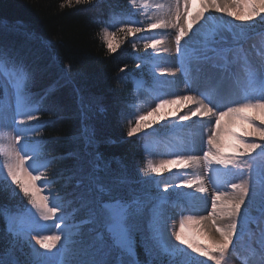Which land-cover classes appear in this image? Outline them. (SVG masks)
Masks as SVG:
<instances>
[{
	"label": "snow or ice",
	"instance_id": "1",
	"mask_svg": "<svg viewBox=\"0 0 264 264\" xmlns=\"http://www.w3.org/2000/svg\"><path fill=\"white\" fill-rule=\"evenodd\" d=\"M81 2L82 0H76L77 4ZM131 2L134 3L135 0H131ZM190 2L191 0H184L185 20L183 23L180 22L179 10L176 13L174 27L178 29L175 34L177 53L181 57H185L192 36L197 35L199 28L208 24V18L215 10V12L226 14L234 19L227 21L224 25H217L216 28L209 29L205 33L202 42L203 58L210 60L213 57H219L224 61V64L218 66L227 70L230 63L229 53H234L236 58H239L240 54L234 52L230 46L221 47V45H227L228 42L223 38L220 40L215 38L216 29L227 28L231 31L233 27H236L235 21H240L242 24L244 22L254 23L257 17L264 21V0H202L200 9L194 15L188 12ZM64 3L71 5L72 0H64ZM63 6L62 4L61 7ZM202 21L203 23H201ZM197 25L199 27L194 29V26ZM166 26L164 20L147 25L149 29H162ZM121 30L129 34L141 31L140 28L129 26H122ZM190 33L192 36L189 35ZM109 35V33H105L107 47L111 52H115L119 45H114L108 39ZM185 37L188 39L185 40ZM161 43L160 40H153L151 47L156 49L157 45ZM148 46L145 44L146 48ZM209 53L212 55H208ZM6 65H10L8 74L14 78L11 87L17 103L15 112L11 114H8L0 104V130L11 127L15 133L11 139L0 134V155L4 158V162L0 164V175L6 174L5 178L19 189V192L27 198L28 203L35 210L27 216L13 217L9 225V232L18 240L27 235L29 243L34 240L40 248L49 250L40 252L33 246L31 257L23 264H52L51 250L56 248L57 242L62 239L68 241L73 235L80 237L78 241L74 242L79 245V249L70 250L66 245H62L65 248V254L75 256L78 252H85L91 256V259L62 258L58 264H139L136 253V236L138 234L144 236L143 245L146 254L149 257L159 255L151 241L159 242L161 240L171 217L167 215L160 203H153L154 200H159V196L152 197L149 193L135 188L134 181L128 176L118 174L108 179L101 176L100 173L110 167L107 163L93 162L91 170L86 174H81L76 187L83 188L84 191L78 195L74 194L78 207L73 208V215L83 211L84 216L69 228L66 224L69 216L62 212V208L65 206L62 203L63 198L55 193L42 194L46 189L38 185L51 181L44 178L43 173L34 174L38 173L40 168H46L48 163H51L39 155L43 141L29 139L27 135L29 131H36L35 128L29 126V122L37 120V115H33V113L39 111L38 108L25 103L28 86L34 80V73L22 60L10 56L0 47V78L4 76ZM180 67L182 73L186 71L183 60ZM159 71L165 73L168 70L161 68ZM170 75H174V73H170ZM247 83L248 90L244 91L238 99L222 98L221 101H218L207 91L201 92L203 99H197L192 95L177 97L173 100L160 97L159 102L151 111L135 117L134 126L129 127L127 131V136L132 138L145 129L168 120V117H176L180 121H189L192 117H207L209 124L214 119V127L210 129L207 136V151L203 152V160L208 165L215 163L222 166V168L214 169L216 173L223 172L225 177L223 181L217 183V188L219 189L222 183L231 191H215L211 196V208L207 216L182 217L179 221V228L173 232L175 241L178 242L174 246L175 252H187V249H191L192 253L206 257L214 264H224L226 253L229 252L230 247H234V239L238 238L247 225L252 222V218L242 208L246 205V201L253 198L252 194L255 191V180L252 177L255 176L257 168L254 163H250L252 160L250 154L256 149H260L261 154H264V145L255 142L249 143L247 138L259 137L264 141V67L250 70ZM186 86L189 91L195 90L192 88L191 81ZM177 100L187 101L192 105L186 114L177 117V112L166 114L161 112L167 105L175 104ZM204 100H207L208 103L205 104ZM221 106L226 110L217 111ZM250 113H255V116ZM18 116L22 119L17 120ZM226 116L247 122L249 128L244 129L243 135L233 131L229 125L223 123V118ZM148 117L156 118L149 121ZM257 121H260L259 126L256 124ZM225 134L234 138L235 143L226 145L223 140ZM226 146L231 148V152H225ZM195 150L189 144L182 151ZM101 159L98 154L97 161ZM198 159L196 156H184L177 153L175 159L164 160L158 165L149 162L147 168L152 173L160 174L170 170V166L177 169L188 168ZM42 160L43 162L38 163ZM260 174L264 176V169H260ZM147 179H153V177ZM232 179H237L238 182L232 183ZM180 182L188 188L203 184L201 179L190 180L182 177ZM167 190L166 186L164 192ZM199 191L206 192L207 190L201 186ZM188 195L193 194L188 193ZM200 202L201 205H206L207 198L201 197ZM68 203L71 204L73 201ZM146 212L149 215L147 216L148 226L145 234L143 222L146 219ZM259 212L260 215L256 221L260 232L259 259L249 260L246 264H264V201L261 202ZM205 221L210 222V229H214L218 233V237L210 236V242L202 244L194 238L186 236V226L193 228L202 225ZM52 229L55 231L51 235L44 234ZM71 229H75V232ZM33 232L36 233L34 236ZM86 238H90L87 243H85ZM181 246H186V248ZM163 250L169 251L167 247H164ZM195 261L196 257L193 256L192 260L186 261L185 264H195ZM0 264L3 262L0 261ZM16 264H21V262L17 261ZM152 264H156L154 259ZM200 264H205V262L201 261Z\"/></svg>",
	"mask_w": 264,
	"mask_h": 264
},
{
	"label": "trees",
	"instance_id": "2",
	"mask_svg": "<svg viewBox=\"0 0 264 264\" xmlns=\"http://www.w3.org/2000/svg\"><path fill=\"white\" fill-rule=\"evenodd\" d=\"M132 18L128 0H82L79 4L72 0L71 5L64 0H0V47L34 73L27 95L29 101L33 98L29 105L39 111L33 113L37 120L29 122L36 131H29L28 135L43 141L39 153L51 161L44 168L45 173L55 194L63 198L62 212L69 216L67 222L78 223L84 216L83 211L73 215V208L78 207L74 194L84 191L76 187L77 181L91 170L93 162L110 165L100 173L105 179L124 174L134 181L135 188L152 197L164 193L156 184L158 174L147 168L148 129L132 138L127 136L137 116L132 111L134 89L147 68L146 60L138 54L146 50L143 41L137 45L131 41L132 34L121 30L122 26L131 25ZM106 27H115V45H119L115 52L108 49L104 39ZM236 27L240 33L251 35L264 31V21ZM8 68L10 65H6L4 74L14 80ZM3 80L4 76L0 78V104L6 96ZM249 142L259 144L254 137ZM98 154L102 158L99 161ZM27 203L17 187L0 181L3 264H23L31 257L29 239L18 240L9 232L10 219L24 212ZM147 226L148 222L143 226L145 234ZM143 238V234L136 236L140 263L152 264L154 259L156 264H179L178 255L160 253L162 248L155 241L151 243L159 255L149 257ZM79 239L73 235L67 242L70 250L79 249L74 243ZM64 252L61 259H65ZM70 256L91 259L85 252ZM195 257V264H213L204 257Z\"/></svg>",
	"mask_w": 264,
	"mask_h": 264
},
{
	"label": "rangeland",
	"instance_id": "3",
	"mask_svg": "<svg viewBox=\"0 0 264 264\" xmlns=\"http://www.w3.org/2000/svg\"><path fill=\"white\" fill-rule=\"evenodd\" d=\"M201 3L202 0H191L188 6V12L194 15L200 9ZM128 4L130 6L131 16H133V21L129 27L141 29L140 32L131 33V41L137 45L142 41L144 44L149 45L145 51L140 52L147 57V64L145 65L147 68L144 67L145 75L141 72V80L135 89V95H137L136 102L132 105L135 114H146L151 111L156 103L159 102L160 97L173 100L177 97L192 95L197 99H203L201 92L207 91L218 101H221L222 98L238 99L244 91L248 90V72L252 69L264 67V31L257 30L251 35H245L240 33L241 30L238 27H233L231 31L227 28L216 29L217 35L215 38L217 40L223 38L228 42L227 45H221V47L230 46L233 48L234 52H239L240 54L239 58H236L234 53H229L230 63L228 64L227 70H225L223 67L218 66L224 64V61L219 57H213V59L210 60L203 58L202 42L205 33L209 29L216 28L217 25H224L227 21L233 20L234 18L213 10L212 16L208 18V24L203 28H199L197 35L192 36L191 33L189 34L192 36V40L189 42L185 57H181L176 50L175 34L178 29L174 27V25L176 24L177 10H179L181 14L180 22L183 23L185 20L184 0H135L134 3L129 0ZM159 20H164L167 26L162 29H149L147 27L148 24L155 23ZM259 20V17H257L254 23L244 22L243 24L252 25ZM201 23H203V21ZM239 24H242V22L235 21L236 26ZM198 27V25L194 26V29ZM114 29L115 27L111 29L106 27L104 30V39L105 33H109L108 39L115 45L117 36L113 32ZM184 39L187 40L188 37ZM153 40H160L162 43L157 45L156 49H153L151 47ZM208 55L212 54L209 53ZM182 60L185 63L186 69L183 73L180 67ZM161 68L167 69L168 71L161 73L159 71ZM170 73H174V75H170ZM157 77H159V79H157ZM10 78L12 79V76ZM10 81L13 80H10L8 76L5 75L2 82L6 91L3 109L8 114L16 110V96ZM189 81H191L192 88L195 90L189 91L186 86ZM28 97L30 98V95H27L25 100L27 105L33 100L32 98V100L29 101ZM204 103L207 104L208 101L204 100ZM185 105H187V107H185ZM191 107L192 105L188 104L187 101L177 100L175 104L167 105L161 112L165 114L168 112H177L178 117L186 114ZM177 109H179V111H177ZM223 110L226 109L222 106L217 109V111ZM250 114L255 116V113ZM21 118L22 117H20V119ZM155 118L156 117H148V120L151 121ZM207 120V117H192L189 121H180L176 117H168V120L161 121L153 125L152 128L146 129L147 132H152V137L147 138L149 162L158 165L164 160L175 159V154L177 153L184 156L191 155L199 158L188 168L177 169L170 166V170L163 172L156 180L157 186L163 189L167 186V191L173 192V194L164 197L161 202L160 199L153 201V203H160L167 215L171 217L167 225L171 239L163 240L161 238L160 242L163 247L158 242H155L158 244V247L162 248V251H159L160 253H165L163 248L167 247L169 249L167 253L178 255L177 262L179 264H185V262L190 261L193 256H198V254L192 253L191 249H187V252H175L174 250V246L178 242L175 241L173 232L179 228L180 219L186 216H207L211 208V196L214 192L217 190L231 191L229 187L222 183L219 189L217 188V183L223 181L225 177L223 172L216 173L214 169L222 168V166L216 165L215 163L208 165L203 160V152L207 151V136L210 129L213 128L215 124L214 119L211 124L207 123ZM223 123L229 125L233 131L241 135H243L245 128H249L247 122H242L239 118L235 117L226 116L223 118ZM256 124L259 126L260 121H257ZM0 134L6 136L8 139H11L15 135L11 127L0 130ZM28 138L32 139L29 135ZM254 138L259 140V144L264 145V141L259 137ZM250 139H252V137H248L247 142H249ZM223 140L226 145L235 143L234 138L226 134L223 136ZM189 144L196 150L182 151ZM224 150L225 152H231L229 146H226ZM39 155L41 157V153H39ZM250 155L252 157L250 163H254L257 168L255 176L252 177V179L255 180V191L252 194L253 198L246 201V205L242 206V208L252 218V222L247 225L246 229L243 230L238 238L234 239V247H230L229 252L226 253L224 264H246L249 260L259 259L260 232L256 221L260 215L259 209L261 202L264 201V176L260 174V169H264V154H261L260 149H256ZM3 162L4 158L0 155V164ZM40 162L41 161L38 163ZM39 173H43L44 178L48 180L44 168H40L39 172L34 174ZM5 175H0V181L11 184L5 178ZM181 177L190 180L201 179L203 184L193 185L191 188H188V186L181 184ZM231 182L236 183L238 180L232 179ZM11 185L16 187L13 184ZM38 186L46 189L42 194L49 195L55 193V190L52 189L49 183ZM176 186L179 187L177 188ZM201 186L207 191L200 192L199 187ZM188 193H192L193 195H188ZM201 197L207 198L206 205H201ZM27 204V209L19 215L27 216L30 212L35 211L29 203ZM148 215V213H145L146 217ZM12 219L13 217L10 220ZM147 222L144 220L143 226ZM67 225L71 228L73 224L67 223ZM71 230L75 232V229ZM54 231L55 229H52V231H46L44 234L51 235ZM190 233L193 235L191 236L192 238L202 244L209 243L210 236L218 237V233H216L214 229H210V222L207 221L193 228L186 226V236H189ZM35 234V232L32 233L33 236ZM23 239H29V237L25 235ZM70 241L71 239L68 241L62 239V241L57 242L56 249L54 248L51 250L52 255L50 256V260L52 264H57L58 259H60L59 254L65 251V248L60 246L66 245L68 247L70 243L67 244V242ZM28 244L31 248L34 246L40 252L49 251L40 248L38 244H35L34 240H32V243L28 242ZM181 247L186 248V246ZM68 249H70V247H68ZM64 256L65 259H74L71 258L70 255H66L65 252ZM204 259H206V262L214 264V262L209 261L206 257H204ZM139 264L142 263L139 262Z\"/></svg>",
	"mask_w": 264,
	"mask_h": 264
},
{
	"label": "bare ground",
	"instance_id": "4",
	"mask_svg": "<svg viewBox=\"0 0 264 264\" xmlns=\"http://www.w3.org/2000/svg\"><path fill=\"white\" fill-rule=\"evenodd\" d=\"M196 120V119H195ZM194 120V121H195ZM167 225H168V222H167ZM163 240H165V239H171L170 238V234H169V231H168V229H167V227H166V229L164 230V232H163V234H162V237H161Z\"/></svg>",
	"mask_w": 264,
	"mask_h": 264
}]
</instances>
